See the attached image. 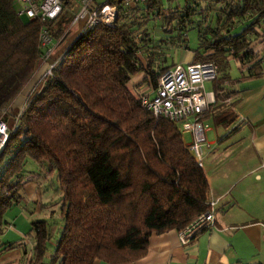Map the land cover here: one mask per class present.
Here are the masks:
<instances>
[{
    "label": "trees",
    "instance_id": "1",
    "mask_svg": "<svg viewBox=\"0 0 264 264\" xmlns=\"http://www.w3.org/2000/svg\"><path fill=\"white\" fill-rule=\"evenodd\" d=\"M205 1L207 7L186 2L168 22L177 18L181 31L186 21L202 16L196 47L187 44L184 31L172 41H185L193 61L216 65L215 102L204 120L231 128L229 137L239 131L234 85L254 76L252 68L263 59L255 47L264 40V0ZM164 2L124 7L115 25L86 27L65 46L73 34L67 28L71 18L31 19L20 13L17 0H0V119L9 123L14 100L45 64L42 28L57 47L65 46L52 74L15 116L0 153V235L8 225L6 212L26 198L29 173L51 176L57 185L52 193L60 196L61 227L55 233L48 219L30 220L28 264H95L96 259L128 264L148 253L152 233L181 231L211 208L208 176L179 125L147 110L130 86L143 71V83L155 88L160 75L176 64L163 65L135 29L138 12L161 16ZM230 56L250 65L239 78L229 73ZM30 164L34 168L28 173ZM3 247H21L23 257L29 253L22 241L1 239L0 255Z\"/></svg>",
    "mask_w": 264,
    "mask_h": 264
},
{
    "label": "crops",
    "instance_id": "2",
    "mask_svg": "<svg viewBox=\"0 0 264 264\" xmlns=\"http://www.w3.org/2000/svg\"><path fill=\"white\" fill-rule=\"evenodd\" d=\"M82 30L83 24L65 46ZM65 46L54 49L52 60L63 54ZM255 49L263 55L261 64L252 68L254 76L234 85L237 92L233 97L240 98L235 104L239 134L234 140L207 141L205 149L203 168L210 182V200L217 201L215 225L199 230L188 243L181 241L177 229L154 232L148 253L128 264H264V40L260 38ZM188 53L181 54L177 63L192 61L194 52ZM229 62V73L234 79L250 68L233 56L229 57ZM38 80L34 84L30 81L14 100L8 117L10 125L14 115L23 110ZM24 195L26 198L21 204L6 212L8 225L0 240L6 244L22 241L29 253L23 257L21 247L11 250L3 247L1 264H28L33 247L29 235L31 219H48L55 223L58 211L53 204L55 195L42 188L38 178H28ZM60 227L61 219L58 229ZM95 264L109 263L96 259Z\"/></svg>",
    "mask_w": 264,
    "mask_h": 264
},
{
    "label": "built area",
    "instance_id": "3",
    "mask_svg": "<svg viewBox=\"0 0 264 264\" xmlns=\"http://www.w3.org/2000/svg\"><path fill=\"white\" fill-rule=\"evenodd\" d=\"M150 0H81V9L74 23L84 20L83 29L99 24L113 26L124 7H136ZM20 13L31 19L41 21L56 20L68 0H17ZM257 30L261 31L260 27ZM40 44L44 49V61L49 65L44 75L52 74L55 61L52 60L56 41L47 27L42 28ZM257 52V50L255 49ZM217 78V67L211 62L186 61L178 62L164 71L158 78L157 87L147 85L132 88L133 94L140 98L143 106L156 117H164L176 122L183 135L191 134L189 142L199 164L203 166L205 149L208 147L206 130L210 127L204 120V114L215 102L214 81ZM20 115V114H19ZM18 115V116H19ZM18 118V117H17ZM12 127L3 118L0 119V153L5 147ZM216 200H210L211 208L198 216L188 227L180 231L183 243H188L203 228L215 225Z\"/></svg>",
    "mask_w": 264,
    "mask_h": 264
},
{
    "label": "rangeland",
    "instance_id": "4",
    "mask_svg": "<svg viewBox=\"0 0 264 264\" xmlns=\"http://www.w3.org/2000/svg\"><path fill=\"white\" fill-rule=\"evenodd\" d=\"M164 2V7H165V14H162L161 16H157L155 13H148L142 10V12H138L137 15H139V20L140 24L135 26L136 29V34L138 37H144L147 44L149 47L155 51L157 54H159V60L162 61L163 65H170L172 63H177V61L180 60V55L181 54H189V49L184 47L185 41H178V42H173V36L178 34L179 32H186V42L187 44L191 47L194 48L198 45V30H197V24L199 22V19L202 18L200 14L195 18L196 20L194 22L186 21V23L183 25L184 30H179L177 27V18L172 19L171 22H168V16L175 15L174 10H178L179 13H182V11L185 9V4L186 2L189 1L190 5H194L193 0H163ZM199 5L201 7H207L208 2L205 0H197ZM172 7V10H166L167 8ZM81 9V0H70V3L66 5L62 15L60 16L59 20L64 21L69 18L72 19V22L67 24V28L72 29V33L75 34L80 26L84 23V20L81 19L80 21L74 23V20L79 13ZM172 14V15H171ZM141 15V16H140ZM202 15V14H201ZM195 26V27H194ZM141 57L145 60V57L143 54H140ZM50 64L46 63L42 65L41 71L38 73L35 78H33L31 81L32 84L36 82V80L39 78L38 82L40 83L42 79L45 77L44 72L48 71V67ZM145 73L142 71L132 77L130 81V86L133 88L135 85L137 87H141L142 89H145L148 85V83H143V77ZM39 83L36 85V87L39 85ZM35 87V88H36ZM12 110V109H11ZM19 113L14 115L13 121L16 118L15 116L19 115ZM10 117V114L7 115ZM209 125V129L206 130V136H207V141H210L212 139H217L219 138V142H224L228 140H234L237 138V135L239 134V131L234 132L231 134L229 137H226V135L229 134L231 128L225 129L221 126L215 125L212 121H205ZM10 125V124H9ZM184 139L187 143L192 141L191 134H185ZM27 170L28 173L30 170H33L34 166L31 164L28 166L27 165ZM34 173H29V177H36L42 184V188L48 189L53 192V190L56 188L57 185L54 184V181H52L51 176H48V178L42 177V175H33ZM54 202L53 204L57 206L56 209L59 211V201H60V196L56 194L54 196ZM57 202V203H56ZM57 211V216L54 218L55 223H51L52 225H55L52 227V233H55V231L58 230V223L60 221L59 218V212ZM57 225V226H56ZM1 264V263H0Z\"/></svg>",
    "mask_w": 264,
    "mask_h": 264
}]
</instances>
